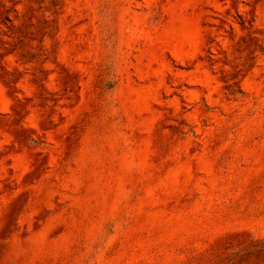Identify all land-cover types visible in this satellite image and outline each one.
Segmentation results:
<instances>
[{
	"label": "rangeland",
	"instance_id": "374dc122",
	"mask_svg": "<svg viewBox=\"0 0 264 264\" xmlns=\"http://www.w3.org/2000/svg\"><path fill=\"white\" fill-rule=\"evenodd\" d=\"M0 264H264V0H0Z\"/></svg>",
	"mask_w": 264,
	"mask_h": 264
}]
</instances>
